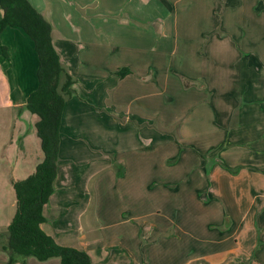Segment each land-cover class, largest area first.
I'll use <instances>...</instances> for the list:
<instances>
[{"label":"crops","instance_id":"0c3cea01","mask_svg":"<svg viewBox=\"0 0 264 264\" xmlns=\"http://www.w3.org/2000/svg\"><path fill=\"white\" fill-rule=\"evenodd\" d=\"M153 1H108L113 8L97 17L125 13L157 21L146 31L135 24L128 40L115 36L113 42L58 36L62 30L56 33L51 20L57 13L49 7L54 45L75 82L42 227L96 263L264 264L263 26L225 20L233 8L257 20L264 0H221L220 21L217 0ZM190 8L199 22L208 16L207 28L187 25L184 35L180 16ZM112 19L108 28L117 30ZM232 54L236 61H226ZM38 67L32 38L21 27L5 28L0 71L8 102L19 111L29 110ZM124 67L132 72L122 77ZM24 143L14 155L7 146L3 151L22 179L40 163L39 157L29 166L22 162ZM17 178L7 182L14 187ZM31 257L25 264H60L58 257Z\"/></svg>","mask_w":264,"mask_h":264},{"label":"trees","instance_id":"16d2710c","mask_svg":"<svg viewBox=\"0 0 264 264\" xmlns=\"http://www.w3.org/2000/svg\"><path fill=\"white\" fill-rule=\"evenodd\" d=\"M0 7V33L8 26L21 27L34 41L39 55V83L29 94L26 107L38 115L36 128L44 152L35 172L13 183L16 212L2 244L9 253L7 263L25 264L34 256L41 261L58 257L60 264H102L94 262L86 250L59 243L42 227L46 221L44 206L55 189L63 112L75 79L54 45L52 23L31 0H0ZM130 72L128 67L119 70L122 77Z\"/></svg>","mask_w":264,"mask_h":264},{"label":"rangeland","instance_id":"374dc122","mask_svg":"<svg viewBox=\"0 0 264 264\" xmlns=\"http://www.w3.org/2000/svg\"><path fill=\"white\" fill-rule=\"evenodd\" d=\"M38 1L40 4L38 3L37 5L38 7L44 10V11L43 10L40 11L44 13L46 18L49 17L48 15L49 7H52L54 9L53 11L57 13V15L53 17V19L51 18V20L53 21L52 23H54L57 26L55 30L56 33H58V30L60 29L62 30V32H59L57 34L58 36L66 33L67 35H72L73 37H81L82 39H90V40L100 39L109 42L111 41L113 42L115 36H117V38L120 41L119 38L120 36L122 39L126 41L129 38L125 34H127L129 31L132 32V30H134L135 24H137L140 29H143V31H146L150 26H153L154 24L157 23V21L150 22L148 20H144V18H149V16L147 15L131 16L122 13L121 15L119 14L112 16L104 13V14H100L99 17H97L96 14L100 12H107L106 9L108 6L113 8L114 2L118 0H38ZM108 1L111 3L113 2L112 3L113 5L112 4L109 5ZM156 4H158V1L154 0L150 5L155 6ZM219 4H221V0H217V5H216L217 10L215 9L216 14L220 13L216 16L217 19H219L220 21L222 20V15H221L222 10L221 8H218V6H221ZM184 5L186 4L183 3L179 7L181 8ZM81 6H87V7L83 11L81 10ZM129 8H131V6ZM191 8H194V6ZM191 8L183 12L186 13L185 16L182 15L183 13L180 16L181 22L179 23V25H180L181 33L182 31L184 32V30H186L187 25H190L192 31L194 29L196 31V28L197 27L200 28V26L201 29L204 27L207 28V25L205 24L208 21V16L202 14L201 15L202 20L201 22H199L198 19L200 18V15L198 14L193 15V13H189L191 12ZM116 10H120V9H116ZM125 10H127V6ZM256 11L254 12H256L258 18L257 20H253L252 18L255 17H253V15L247 14L246 10H244L243 13L241 9L238 10L237 8H233L230 12H228V15H226L225 20H229L230 18L231 21L234 24H236V23H240V21L244 22L243 19H245L244 23L247 25H250L253 22H258L261 26H263V36L260 35L259 38L261 39L263 37L264 39V9L263 10L256 9ZM85 12L88 14H86ZM173 17L174 15L172 14V12H170V15L166 18V20H169V23L171 24L174 20ZM112 18H114L117 23L119 22L116 27L117 30H112L108 28V24H109L108 20L109 19L111 20ZM48 19L50 20V18ZM68 23H74L77 26V28L76 29L70 28V26L67 25ZM232 26L234 25L232 24ZM187 31L188 30L184 32V35L188 34ZM61 38H64V35L61 36ZM64 40L65 39L61 40V42H64ZM59 47L61 46L58 45V48ZM76 48L78 47L74 46V44L72 43V46H69L68 49L69 51H71V54L72 53L74 54ZM173 57L174 58H172V61H175V55H173ZM177 58H179V55L176 57V59ZM236 58L237 56L235 54H232L229 58L226 59V61L228 62L230 60L236 61ZM263 71H264V67H263ZM8 101H9V95H8V87H7L6 79L4 77V74H2L0 71V246H1L0 264H6L4 260L8 261L9 259V253L2 248L1 244L6 239L5 234L7 227L10 224L16 212V203H15L16 192L14 187L11 186V184H9L7 181H9V179L13 175H15V177H18L17 179L21 180L24 174L22 170L18 171L17 169H14V165L11 162V159L9 161L7 157L3 156L4 155L3 151L6 149L5 146H7L9 154L14 155L15 154L14 151L18 150V144L21 143L23 139V141L25 142L24 144H25L26 155L25 156L22 155V157H24L25 159V161L22 159V162L27 166L31 165L34 159H37L38 157L40 159L37 161V163L41 162L44 158V152L41 147V138L38 136L36 127L31 124V120H32L31 118L33 113H30L29 110L19 111V109L14 107ZM35 115L33 117H35ZM37 118L38 117H36V119ZM27 123L28 125H26ZM175 127L177 128V126ZM11 141L12 143H10ZM103 145H104L103 147H106L105 144ZM83 206H81V208ZM74 212H76V210H74ZM95 219L96 218L94 217L93 220L95 221ZM98 219L99 218H97L96 221L99 222ZM98 222L95 223V226L99 224ZM71 225L74 224L71 223ZM31 258L34 262H42L39 261V259H37L34 256H32Z\"/></svg>","mask_w":264,"mask_h":264}]
</instances>
